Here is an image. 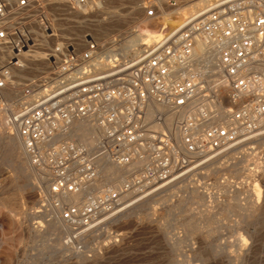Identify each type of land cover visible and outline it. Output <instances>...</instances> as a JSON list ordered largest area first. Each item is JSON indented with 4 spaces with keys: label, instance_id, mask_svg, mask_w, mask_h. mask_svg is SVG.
Instances as JSON below:
<instances>
[{
    "label": "built area",
    "instance_id": "2783aa9c",
    "mask_svg": "<svg viewBox=\"0 0 264 264\" xmlns=\"http://www.w3.org/2000/svg\"><path fill=\"white\" fill-rule=\"evenodd\" d=\"M102 3L0 0L3 121L44 175L33 215L60 220L67 246L232 151L257 162L254 177L264 170V0H137L147 20L183 15L127 52L137 28L105 41L85 26ZM14 80L18 94L3 100ZM152 104L173 114L179 145L161 116L149 118ZM73 121H91L93 146L66 136ZM103 162L123 177L93 192Z\"/></svg>",
    "mask_w": 264,
    "mask_h": 264
},
{
    "label": "rangeland",
    "instance_id": "374dc122",
    "mask_svg": "<svg viewBox=\"0 0 264 264\" xmlns=\"http://www.w3.org/2000/svg\"><path fill=\"white\" fill-rule=\"evenodd\" d=\"M136 2L103 0L104 7L90 13L85 26L105 41L137 28L138 35L120 47L127 52L141 35L181 21L179 12L166 13L159 20L144 19ZM2 59L0 53V63ZM13 82L1 90L3 100L12 101L18 94L23 82ZM164 113L163 125L179 141L173 115L160 105L149 109V117ZM3 114L0 106V264H264V170L254 177L258 165L251 163V156L232 151L212 160L67 246L60 220L45 223L33 215L36 184L44 175L5 126ZM96 135L94 126L74 123L68 138L93 146ZM122 177V169L104 163L92 191L116 186Z\"/></svg>",
    "mask_w": 264,
    "mask_h": 264
},
{
    "label": "bare ground",
    "instance_id": "6f19581e",
    "mask_svg": "<svg viewBox=\"0 0 264 264\" xmlns=\"http://www.w3.org/2000/svg\"><path fill=\"white\" fill-rule=\"evenodd\" d=\"M104 6H103V4L101 5V8H103ZM174 12H179V13H181V15H183V11H181V10H174V11H171V12H169V13H174ZM177 15H179V14H177ZM154 20H156V19H154ZM159 24V23H158ZM165 25V24H164ZM146 26V25H145ZM154 26V25H153ZM144 27V26H143ZM148 27V26H147ZM141 29H145V27L144 28H141ZM140 29V30H141ZM147 30V29H146ZM142 31V30H141ZM144 33H145V31H144ZM143 33V34H144ZM147 33V32H146ZM155 33V32H154ZM152 37V35H150V33L148 34H146V35H144L143 37H142V39H144L145 41H148L150 38ZM141 38V37H140ZM153 105V104H152ZM151 105V106H152ZM150 106V107H151ZM169 112V111H168ZM170 113V112H169ZM172 114V113H171ZM157 115H159V116H161L162 117V122H161V126L162 127H165L164 125H163V122H164V118L166 117V113H164V114H157ZM173 115V114H172ZM149 116V115H148ZM156 116V115H155ZM149 118H151V117H149ZM74 123H78V124H87V125H89V126H94L92 123H91V121H73V122H71V125H70V129L68 130V133H67V137L72 133V128H73V125H74ZM155 126H156V124H155ZM173 126H174V117H173ZM165 128H167V127H165ZM168 129V128H167ZM175 129V128H174ZM168 130H170V129H168ZM170 132H171V134H172V136H173V138H174V140H175V142L177 143V145H179V141H176V139H175V137H174V134L172 133V131L170 130ZM70 138H72V137H70ZM72 139H74V138H72ZM74 140H76V139H74ZM105 162H103V163H100V173L102 172V166H103V164H104ZM172 182H170V181H168V182H166V183H163L162 185H161V187H160V189H164V188H166L169 184H171ZM107 186H111V185H106V186H104V187H107ZM159 189V190H160Z\"/></svg>",
    "mask_w": 264,
    "mask_h": 264
}]
</instances>
